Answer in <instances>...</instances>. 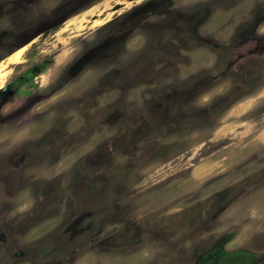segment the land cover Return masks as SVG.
<instances>
[{
  "label": "rangeland",
  "instance_id": "374dc122",
  "mask_svg": "<svg viewBox=\"0 0 264 264\" xmlns=\"http://www.w3.org/2000/svg\"><path fill=\"white\" fill-rule=\"evenodd\" d=\"M64 4L0 0V264H264V0Z\"/></svg>",
  "mask_w": 264,
  "mask_h": 264
},
{
  "label": "snow or ice",
  "instance_id": "6c2138e0",
  "mask_svg": "<svg viewBox=\"0 0 264 264\" xmlns=\"http://www.w3.org/2000/svg\"><path fill=\"white\" fill-rule=\"evenodd\" d=\"M74 0H65V4L64 5H61V7L57 8L56 9V12L54 13V16L55 15H62L64 13L67 12V5L73 3ZM76 71H79V68L78 67H74V66H69L64 74H63V78L64 79H68L70 78L72 75L75 74ZM211 78V77H210ZM58 86V85H57ZM10 91L6 88H3V87H0V105H3L5 100L8 98V96L10 95ZM33 102V98H29V100L27 101H24V107H27L29 106L31 103ZM23 110V109H21ZM16 114L15 111H13L12 113H0V122H3V120L5 119H11L12 116H14ZM111 199V197H106L103 205H102V208H108L110 207L109 205V200ZM70 264V262H69Z\"/></svg>",
  "mask_w": 264,
  "mask_h": 264
},
{
  "label": "flooded vegetation",
  "instance_id": "af4514ba",
  "mask_svg": "<svg viewBox=\"0 0 264 264\" xmlns=\"http://www.w3.org/2000/svg\"><path fill=\"white\" fill-rule=\"evenodd\" d=\"M26 81H27L26 77L19 76V77L15 78L12 82H9L8 84H5L2 87L8 89L9 91L16 92L23 84L26 83ZM222 250H226V249H222ZM222 250H220V252L217 254L218 261H220V262H223L225 260V257L223 258V260L219 259V254L221 253Z\"/></svg>",
  "mask_w": 264,
  "mask_h": 264
},
{
  "label": "trees",
  "instance_id": "16d2710c",
  "mask_svg": "<svg viewBox=\"0 0 264 264\" xmlns=\"http://www.w3.org/2000/svg\"><path fill=\"white\" fill-rule=\"evenodd\" d=\"M240 253H244V252H241V251L231 252V251H228V250H222L221 253L219 254V259L223 260V258L226 257V256L235 257L237 254H240Z\"/></svg>",
  "mask_w": 264,
  "mask_h": 264
},
{
  "label": "bare ground",
  "instance_id": "6f19581e",
  "mask_svg": "<svg viewBox=\"0 0 264 264\" xmlns=\"http://www.w3.org/2000/svg\"><path fill=\"white\" fill-rule=\"evenodd\" d=\"M24 50V48H21V49H19L18 51H15V53H13L12 55H11V61H17V60H19V58H20V55H21V53H22V51ZM2 75V72L0 71V80H1V76Z\"/></svg>",
  "mask_w": 264,
  "mask_h": 264
}]
</instances>
